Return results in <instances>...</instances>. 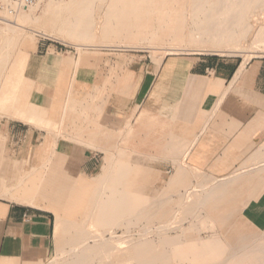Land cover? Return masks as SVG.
I'll return each instance as SVG.
<instances>
[{"label": "crops", "instance_id": "crops-1", "mask_svg": "<svg viewBox=\"0 0 264 264\" xmlns=\"http://www.w3.org/2000/svg\"><path fill=\"white\" fill-rule=\"evenodd\" d=\"M160 51L153 52L159 60L122 66L46 52L36 56L42 69L32 86L28 78L3 73L6 61L0 60V105L10 102L17 114L0 118V264H48L58 224L77 221L80 212L76 223L99 226L103 236L68 241L64 250L81 254H60L53 258L59 264H109L113 254L124 255V264H187L188 243L180 235L175 246L170 236L158 241L166 244L160 248L149 245L155 243L150 236L126 246L115 229L139 226L124 221L140 220L150 209L139 213L138 207L154 196L157 211L179 213L184 190L178 205L169 202L170 192L189 177L188 168L217 177L189 186L200 209L202 195L225 190L236 192L232 208L246 209L233 221L214 223L264 229V56L243 63L233 56L167 57ZM100 153L106 164L92 178ZM110 165L112 189H92ZM172 168L163 189L147 192ZM18 185L32 192L14 193Z\"/></svg>", "mask_w": 264, "mask_h": 264}, {"label": "rangeland", "instance_id": "rangeland-1", "mask_svg": "<svg viewBox=\"0 0 264 264\" xmlns=\"http://www.w3.org/2000/svg\"><path fill=\"white\" fill-rule=\"evenodd\" d=\"M56 0L47 1L45 3H41L40 6H35L30 11H19L16 15L12 16L5 14L2 12V3L3 0H0V60L6 61L4 64L3 73L17 75V77H25L30 81V85H33V78L35 74H37L42 67H40L39 59L36 56H43L46 52L55 54L59 53V57L61 58V53H65V55H69L73 61L76 57L81 56L82 58H96L99 57L100 60L107 62H118V66H122L123 64L142 60H159L154 56V50L159 49H168L169 52H165V56H185L191 53H205V54H217L224 56H233L244 59V55L241 53L233 52V47H225L221 46L217 50L215 47H211V43H207L205 45H197V43H191L188 45H183L181 42L180 45H170L172 43L174 36L173 27L169 28L164 25H156V21H153V25H142L141 22L144 19V16H149L151 19L152 12H140V14L132 15L133 18H126L121 15V20L117 21L116 29L112 30L109 34H103L101 30V23L106 18L103 14V6L110 3H115L116 5L124 2V0H94L85 4L84 6L77 8L78 5H74L71 8L62 10L59 14L51 15L49 10L47 9L49 5L54 4ZM126 2L131 1L130 3H135L136 0H125ZM142 1V0H141ZM150 0H143V5ZM155 4H161L164 0H154ZM170 1L169 7H177L180 0H167ZM96 2V3H95ZM103 3V4H102ZM101 7H100V5ZM77 6V7H76ZM102 8V9H100ZM75 10V11H74ZM181 19L186 24V29L193 28V22H197L196 17L191 15V11L189 9V4L185 2L180 6ZM32 11V12H31ZM114 11L110 10V16L114 15ZM148 14V15H147ZM180 14V15H179ZM202 17V15L200 14ZM112 17V16H111ZM11 18V19H10ZM254 18V19H253ZM256 21L255 17L250 18V22L257 26L258 24L264 23V15H261L257 12ZM259 21V22H258ZM262 21V22H261ZM7 25H13V30L5 31V27ZM131 25V26H130ZM88 28L82 31V28ZM99 27V28H98ZM81 29V32H79ZM239 32H241L239 30ZM239 32H237L239 34ZM141 38H148V41H142ZM252 35H249L247 38L242 39L240 45L246 50V46L252 42ZM111 41V42H110ZM102 42V43H101ZM105 42V43H104ZM148 42L154 43L149 44ZM80 46V47H79ZM153 49V50H152ZM215 49V50H213ZM248 53V52H247ZM239 54V55H238ZM250 58L253 57H263L264 56V47L257 49H251L249 52ZM11 65V66H10ZM116 66V67H118ZM113 73L122 72V69L110 70ZM27 80V79H26ZM26 103V101H23ZM15 110L12 108L10 102H6V106L0 105V118L2 117H12L16 116ZM106 156L103 153L99 155V166L95 169L92 174V178L97 176L102 166L106 164ZM126 165L121 164L119 166L120 173L123 174L122 168L124 169ZM113 168L112 166H106L104 168V175L101 177L100 181L97 184L92 183V189H99L103 184L106 185L105 189H112L110 187L111 183H107V177H110L112 174ZM175 171L174 168L170 169L168 173L164 174L163 179L158 181L157 184H153L152 186H147V192L150 194H156L159 190L163 189L166 185V179H168L171 174ZM189 174V184L186 181H183L177 185L176 188L171 190V201H175L180 197L183 193V190L186 189L190 185H196V188H199V185L204 182L206 179L217 178L206 174L205 172L197 171L191 168L187 169ZM240 172L237 170L234 173ZM233 173V174H234ZM120 174V175H121ZM90 177V178H91ZM93 181V180H92ZM122 183V182H121ZM116 183V184H121ZM91 185V183H90ZM122 185V184H121ZM14 193H19L20 191H28L32 192V189H28L27 186L18 185L14 187ZM26 191V192H27ZM180 192L177 196L174 195V192ZM191 194V193H190ZM201 193L195 194L197 197L200 196ZM245 195V194H244ZM257 195V192L254 193V196ZM253 196V197H254ZM193 197V193H192ZM208 195H202V199L204 198L203 208H199L195 204L196 197L193 198V202H191L192 208H190L187 213L184 211L182 214L179 212L175 215L174 219L168 218L170 215L175 212L164 210L163 212L157 211L158 204L156 201H160L154 196L153 203L146 205L144 203L142 206L138 207V212L143 209H150L146 215L142 216L138 221H124V223H130L139 225L137 227L130 228H117L115 232L117 235H121L123 237L121 245H128L132 242L138 240H142L141 238L150 236L155 237L152 244L154 248L164 247L163 243L159 242L163 240L167 236L175 237L177 235L184 234L188 239L189 248H188V262L187 264H199L201 262V254H203V263L204 264H238L237 261L241 258H247V251L251 250L250 247L247 246V243L251 241V236L262 233L264 234V229L260 230L259 228H253L251 224L246 223H237V224H226L220 225L216 224L214 217L209 214V210L207 209L208 201H206ZM160 198V197H159ZM238 200H242L238 199ZM239 203L240 201H233V203ZM83 212L87 210V203H84ZM172 204V203H171ZM173 205V204H172ZM175 205V204H174ZM173 205V206H174ZM148 206V207H147ZM152 208V209H151ZM246 209L242 210L240 216L244 214ZM157 211V212H156ZM123 213V212H122ZM139 213H142L140 211ZM156 213L155 218H151L150 216ZM190 213H194V216H191ZM123 216H128L129 214H122ZM90 215L85 217L86 221L88 220ZM234 215H228L226 218L228 221L233 218ZM82 213L76 215L75 222L71 223H59L57 229L54 233V248L49 254L48 264H59L57 260H53L55 257H60L59 255L65 256H74L81 254L80 252H71L65 251L64 249H69L68 241H81V240H92L94 242L101 239L103 236L102 233L100 235L99 226L88 227L87 229L83 228L84 226L76 223L82 220ZM168 218V219H167ZM144 222H147L149 227H143ZM173 223L174 225L163 226V230L157 231V228H161L163 224ZM181 224V225H180ZM183 224V226H182ZM80 225V226H78ZM129 225V224H126ZM153 225V226H152ZM179 225V227H177ZM176 226V227H175ZM174 227V228H173ZM83 228V229H82ZM155 229V230H154ZM235 231L233 233L232 231ZM99 231V232H98ZM126 231V232H125ZM147 231V232H145ZM124 234V235H123ZM212 235H216L218 241L214 242L213 245H208L203 250L201 248V243L197 240L200 238L204 241ZM162 237V238H159ZM161 239V240H160ZM159 241V242H158ZM91 243V241H89ZM140 242V241H139ZM264 242V241H263ZM245 244L244 247H239V245ZM123 248H126L125 246ZM72 249V248H71ZM79 250V249H77ZM83 250V249H82ZM65 252V254H64ZM199 256L198 259L196 256ZM258 256V255H256ZM123 256H115L113 254L110 256L109 264H124L121 263L124 260ZM264 258V254H263ZM119 259V260H118ZM47 262V261H46ZM244 264H264V262H249L244 261ZM186 263V262H185ZM60 264H68V263H60ZM83 264V263H81ZM99 264V263H92Z\"/></svg>", "mask_w": 264, "mask_h": 264}, {"label": "bare ground", "instance_id": "bare-ground-1", "mask_svg": "<svg viewBox=\"0 0 264 264\" xmlns=\"http://www.w3.org/2000/svg\"><path fill=\"white\" fill-rule=\"evenodd\" d=\"M51 0H43L34 4V6L29 7L28 9H24L21 11H30L35 6H40L41 3H45ZM94 0H56L54 4L48 6V10L51 15H57L60 11L71 8L75 4L78 5L77 8L84 6L85 4L92 2ZM131 1L119 3V4H106L103 6V14L105 15V19L101 23V30L103 34H109L112 30L116 29L117 21L121 20V15L126 18H133L132 15H138L140 12H152L151 19L149 16H144L141 24L143 25H153V21H156V25H164L166 27H173L174 29V38L170 45H180L183 42V45H188L193 43H197V45H205L207 43H211L210 46L217 50L221 48V46L225 47H233V52L241 53L244 55L243 63L249 60L250 56L249 52L251 49L263 48L264 47V23L258 24L255 26L250 22L251 17H255L256 21L257 12L261 15H264V0H180L177 7H169L170 1L164 0L161 4H155L154 0L147 1L143 5V0H136L135 3H130ZM187 2L189 4V9L191 11V15L196 17L197 22H193V28L186 29V24L181 19V15L178 16L180 6ZM96 3V2H95ZM103 4V3H102ZM100 5V4H99ZM101 7V5H100ZM102 9V8H100ZM34 10V9H33ZM110 10L114 11V15L110 16ZM75 11V10H74ZM2 12L5 16H8V13L5 9L2 8ZM32 12V11H31ZM182 11H180L181 13ZM17 14V13H16ZM16 14H13L16 15ZM182 14V13H181ZM202 15V17L200 16ZM148 15V14H147ZM13 16L11 18H13ZM9 17V16H8ZM10 18V19H11ZM254 19V18H253ZM259 22V21H258ZM13 25H7L4 29L5 31L13 30ZM131 26V25H130ZM82 31L88 29L84 27ZM99 28V27H98ZM239 30L241 32H239ZM81 32V29H79ZM239 32V34L237 33ZM249 35H252V42L246 46V50L243 49L245 46H241L240 42L242 39L247 38ZM142 41H148V38H141ZM111 42V41H110ZM102 43V42H101ZM105 43V42H104ZM149 44H154L152 42H148ZM80 47V46H79ZM213 49V50H215ZM153 50V49H152ZM161 53L169 52L168 49H159ZM154 50V52L159 51ZM248 52V53H247ZM239 55V54H238ZM189 178H186L185 181L189 183ZM224 182L222 181V184ZM191 193V194H190ZM236 195L235 191H221L212 194H208L206 201L209 202L207 204V209L209 210V214L214 217V219H220L222 222H226L228 220L226 218L228 215L233 216L229 221H233L234 217L242 212L240 208H232V198ZM193 200L192 191L188 186L184 189V193L181 196V202L183 205L181 206V210L179 211L181 214L186 211L189 212L190 208H192L191 202ZM171 202V200H169ZM175 202V201H174ZM180 202V198L176 200V205ZM168 209V207H166ZM172 208V207H171ZM170 208V211H173ZM164 211V210H163ZM161 211V212H163ZM178 214L175 211L172 216L170 215L168 218L173 219V216ZM140 214H134L133 216H138ZM191 216H194V213H190ZM156 215L151 216V218H155ZM167 218V219H168ZM174 224L171 223V226ZM181 225V224H180ZM176 227V226H175ZM179 227V225H177ZM174 228V227H173ZM158 229V228H157ZM161 229V228H160ZM158 229L157 231H161ZM155 230V229H154ZM232 231V230H231ZM126 232V231H125ZM235 233V231H232ZM124 235V234H123ZM181 238H186V235L181 234ZM171 240V245L175 246V238L169 237ZM178 238V236L176 237ZM205 241L199 243L204 245L202 249H205L208 245H213L214 242L218 241L216 235H212L207 238ZM264 234L257 233L251 236V241L247 243L251 250L247 251V258L244 257L237 261L238 264H244V261L249 262H264L263 254H264ZM186 243H188V239L186 238ZM245 244L239 245L238 248L244 247ZM189 248V243H188ZM258 255V256H256Z\"/></svg>", "mask_w": 264, "mask_h": 264}, {"label": "built area", "instance_id": "built-area-1", "mask_svg": "<svg viewBox=\"0 0 264 264\" xmlns=\"http://www.w3.org/2000/svg\"><path fill=\"white\" fill-rule=\"evenodd\" d=\"M39 1L43 0H3L2 8L7 11L8 15L13 16L21 10L34 6Z\"/></svg>", "mask_w": 264, "mask_h": 264}]
</instances>
